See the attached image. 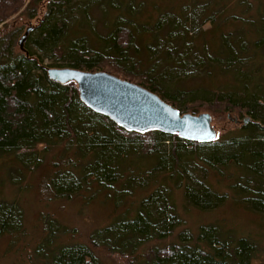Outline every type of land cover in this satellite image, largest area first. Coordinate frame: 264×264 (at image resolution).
Masks as SVG:
<instances>
[{
    "label": "trees",
    "instance_id": "obj_1",
    "mask_svg": "<svg viewBox=\"0 0 264 264\" xmlns=\"http://www.w3.org/2000/svg\"><path fill=\"white\" fill-rule=\"evenodd\" d=\"M100 2L104 4V0H92L94 6L99 7ZM109 2L116 16L104 23L100 31L79 17L84 14L83 10L89 12L90 2L81 3L83 7L75 15L69 0H32L28 4L25 10L31 11L33 19L39 16L44 3L49 13L33 27V37L28 35L25 52L15 54L13 42L7 49L9 57L0 52V158H13L15 166L12 167L22 176L41 167L48 151L61 149L60 156L67 165L50 173L46 185L55 198L70 200L95 185L97 189L114 190L124 178V186L133 187L138 167L130 160L132 152L151 157L162 143L170 142L172 169L168 173L171 172L174 180L182 181L184 171L193 165L217 170L219 177L228 174L233 180L228 187L235 190L236 197L264 212V134L256 136L257 131L264 133V121L260 119L264 115V12L258 11L262 19L248 21L255 39H223L221 58L215 59L224 64L221 68L232 82L228 91L213 92L210 98L204 93L202 98L181 102L173 94L168 96V90L151 73L135 74V69L141 66L136 59L138 47L131 46L135 30L148 28L146 25L136 28L140 25L133 10L135 1ZM19 7L18 0H0V23ZM98 10L103 14L106 9L99 7ZM55 14L60 19L53 22ZM72 16L76 19L71 31L68 23ZM158 25L159 22L150 27L154 29ZM170 28L179 31V25L173 21ZM91 38H95L96 44H91ZM29 39L42 52L56 49L67 54L71 64L65 68L111 75L114 71L123 77L114 76L149 90L182 113L197 115L192 107L197 104L206 105L209 110L221 106L227 113L238 110L243 115L241 120L249 118L250 122L239 124L237 133L219 137L210 144L187 142L159 131L128 132L83 104L75 84L51 81L46 69L54 67L44 66L43 60L26 47ZM109 62L114 67L108 68ZM176 63L170 70L182 69L185 65ZM229 116L236 118L228 114V119ZM70 151H73L71 157ZM166 161V156L159 155L156 169L165 167ZM128 171L129 176L125 177ZM218 182L222 181L218 179ZM199 184L200 190L189 185L184 188L185 198L194 208L210 210L226 199V194L214 191L209 183L200 181ZM2 191L0 179V238L24 240L27 234L24 210L17 202L4 199ZM44 224L46 233L33 248L34 260L21 264H102L96 255L97 249L119 255L129 260V264H257L259 254L254 239L222 232L217 225H202L197 233L188 229L178 233L184 222L177 213L172 188L167 185L157 186L139 201L135 210L94 231L88 243L65 241L63 236L74 237V234L47 218ZM175 236L176 242L165 249L148 250L150 244Z\"/></svg>",
    "mask_w": 264,
    "mask_h": 264
},
{
    "label": "rangeland",
    "instance_id": "obj_2",
    "mask_svg": "<svg viewBox=\"0 0 264 264\" xmlns=\"http://www.w3.org/2000/svg\"><path fill=\"white\" fill-rule=\"evenodd\" d=\"M18 1L21 6L18 11L0 23V52L6 57H9L7 49L11 42H13L15 54L23 53L19 45L20 40L28 29H33L40 22L39 19L49 13L47 4L44 3L39 9V16L33 19L31 11L25 10L32 0ZM69 1L74 5V15L81 11L83 3L92 4V0ZM120 1V4L127 3V0ZM132 1H135L133 10L140 25L136 28L148 26L147 31H143L144 29L138 31L134 28L135 38L131 46L134 49L138 47L136 59L141 62L140 69H135V74L151 73L153 78L162 84L164 90H168V96L173 94L181 102L197 97L202 98L204 93L210 98L213 92L228 91L232 82L228 79L224 68H221L224 64L215 59L221 58L219 52L223 47V39L227 38L231 41H238L243 37L255 39L254 34L250 32L248 21L258 19L260 17L258 11L264 12V0ZM100 3L99 7L106 9L103 14L98 10V4H95L96 6L92 4L89 6V12L92 14L83 10L84 17L79 16L84 21L87 19L88 25L93 24L95 31L97 27L100 31L104 23L113 20L116 16V13L111 11L109 0H104V4ZM58 19L60 17L55 14L53 22ZM75 19L76 16H72V20L68 23L71 31L74 29ZM172 21L179 25V31H173L170 28ZM158 22L157 28L150 27ZM229 34L233 36L229 37ZM29 35V38L33 37L32 30ZM94 39L91 38V44L95 43ZM28 46L30 51L43 60L46 67L63 69L71 64L68 55L60 53L59 50L42 52L34 46L32 40L26 44V47ZM174 49L177 52L172 51ZM179 62L185 64L182 69L170 70L173 64ZM228 64L229 62L226 65ZM231 65L232 68L234 64ZM112 67H114L113 63L109 62L108 68ZM108 68L107 72L110 71ZM111 72L120 78L123 77L114 71ZM262 73L264 75V72ZM191 92L199 95H192ZM192 107L198 114L209 113L213 117L218 138L235 134L240 128L227 118L228 114H231L241 120L243 115H240L238 110H231L227 113V109L221 106L209 110L203 104ZM260 119L264 121V115ZM262 134L264 133L261 131L256 132V136H262ZM72 152L70 151L69 157L72 156ZM170 152V142L162 143L151 157L132 152L130 160L134 161L133 164L135 166L137 164L136 167L139 168L136 169L137 179L133 187L124 186L126 181L124 178L114 190L97 189L95 185L70 200L55 198L46 185V179L50 173L58 167L62 168L67 165V161L62 160L60 156L61 149L48 151L41 167L35 168L33 172H26L22 176H18L15 168L12 167L13 158H0V179L3 180L2 197L17 202L23 208L27 230L24 240H14L10 236L0 238V264H21L34 260L33 248L45 236L44 220L46 218L52 220L56 226L65 227L66 231L68 229L72 232L69 234H74V237L63 236V240L88 243L94 231L108 226L122 214L135 210L139 201L159 185L172 188L177 213L184 222L183 227L177 231L178 233L183 229L197 233L202 225H217L222 232H230L236 237L254 239L259 247L256 262L264 264V212L256 210L251 203L241 201L236 197L235 190H230L228 187L233 180L228 174L223 178L219 177L217 170H206L201 165H193L184 171L182 181L177 182L171 172L168 173L172 169V161L169 159ZM159 155H164L167 159V164L162 169H156ZM127 176H129V171L125 174V177ZM218 179L222 182H218ZM200 181L209 183L214 191L226 194V199L219 207L200 210L190 205L185 198L184 188L189 185L200 190ZM174 242H176V236L163 242L150 244L148 250L152 248L163 250ZM95 252L102 264L130 263L129 260L103 249H97Z\"/></svg>",
    "mask_w": 264,
    "mask_h": 264
},
{
    "label": "water",
    "instance_id": "obj_3",
    "mask_svg": "<svg viewBox=\"0 0 264 264\" xmlns=\"http://www.w3.org/2000/svg\"><path fill=\"white\" fill-rule=\"evenodd\" d=\"M31 30L28 29L19 42L22 52H25L24 44ZM46 71L55 83L75 84L83 104L128 132L147 134L159 131L201 144H210L218 139V131L209 113H182L158 95L132 82L105 72L70 68H47ZM229 120L237 125L250 122L249 118L239 120L230 116Z\"/></svg>",
    "mask_w": 264,
    "mask_h": 264
}]
</instances>
